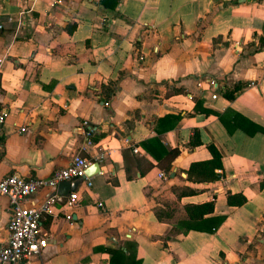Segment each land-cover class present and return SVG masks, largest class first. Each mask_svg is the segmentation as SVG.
<instances>
[{"label": "crops", "instance_id": "1", "mask_svg": "<svg viewBox=\"0 0 264 264\" xmlns=\"http://www.w3.org/2000/svg\"><path fill=\"white\" fill-rule=\"evenodd\" d=\"M261 36L264 0H0V178L46 177L74 154L97 163L73 206L41 215L46 244L17 264H107L100 248L116 245L139 264H264V132L249 133L264 129ZM167 114L178 117L162 129ZM154 136L177 153L157 164L140 145ZM207 144L221 169L195 181L186 171ZM227 192L245 201L228 205ZM207 201L219 225L187 228L184 206ZM8 214L0 196V243Z\"/></svg>", "mask_w": 264, "mask_h": 264}, {"label": "built area", "instance_id": "2", "mask_svg": "<svg viewBox=\"0 0 264 264\" xmlns=\"http://www.w3.org/2000/svg\"><path fill=\"white\" fill-rule=\"evenodd\" d=\"M215 96V94H211L210 97L214 99ZM5 117V111L0 110V149ZM79 126L82 129L84 144L90 145L92 134L90 126L86 120H82ZM132 151L137 152L138 150L133 147ZM90 163L91 161L87 158L74 154L64 167L53 170L46 177H22L10 173L0 178V196H5L9 205L6 224L7 238L0 243V264H17L21 260L39 253L46 244V238L39 235L38 231L41 215L48 212L49 206L54 203L59 202L70 208L78 199L76 191H71L67 196L57 195L55 193L57 184L61 181L79 179L89 186L90 181L89 176L86 175V168ZM164 175L162 171L158 172L159 177ZM43 188L53 191L38 206L24 205L31 195ZM96 205L102 206L101 202H97ZM64 217L68 221L71 219L70 214H65Z\"/></svg>", "mask_w": 264, "mask_h": 264}, {"label": "trees", "instance_id": "3", "mask_svg": "<svg viewBox=\"0 0 264 264\" xmlns=\"http://www.w3.org/2000/svg\"><path fill=\"white\" fill-rule=\"evenodd\" d=\"M259 46L258 49L264 46V36L259 37L258 39ZM241 86L235 85L230 90H224L223 96L231 100L234 97V93L239 91ZM207 112L206 110H204ZM177 115L171 116L170 114L163 115L157 119V124H165L163 125L162 129H169L174 125L175 120L177 119ZM217 118H221L220 115H217ZM261 131L264 132V129L261 127L254 126L252 131L249 133H253L254 131ZM161 130L159 129L158 132ZM193 138V139H192ZM192 138L189 140V145L195 146L199 145V140L197 137V133L194 130L192 133ZM141 147L144 149L146 153H148L156 162L157 164L160 163L162 160L165 159L167 155H175L177 151L168 150L164 147L159 140L158 137H150L140 142ZM206 149L210 154V158L202 161L191 162L187 169V175L193 178L195 181H211L217 178V173L215 169H221V162H220V154L217 149L212 144H207ZM152 166L151 163L146 164V166L140 170V173H144ZM170 167V163L168 162L164 165V170L167 171ZM126 176L128 175V171L126 170ZM173 193L180 197L182 193H185L183 190H177V188H172ZM245 201V197L241 193H234L231 194L227 192L226 194V202L228 205L238 206L241 205ZM213 209L212 201L203 202L200 204H186L184 206V210L187 214L189 223L186 225L189 229H199L205 232H212L221 222L223 215H211L205 216L210 214ZM182 224V223H181ZM100 249L106 251L109 254L107 264H139L140 259L138 258H130L128 259L125 252L120 248V246L114 247H101Z\"/></svg>", "mask_w": 264, "mask_h": 264}, {"label": "water", "instance_id": "4", "mask_svg": "<svg viewBox=\"0 0 264 264\" xmlns=\"http://www.w3.org/2000/svg\"><path fill=\"white\" fill-rule=\"evenodd\" d=\"M97 171V163L94 162L93 165L89 166L88 168H86V175L90 176L91 174L95 173ZM76 180L77 179H73L70 181H61L57 184L56 187V193L57 195L60 196H66L69 192L71 191H75L76 189Z\"/></svg>", "mask_w": 264, "mask_h": 264}]
</instances>
